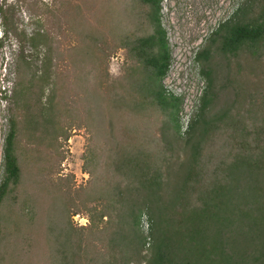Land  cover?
<instances>
[{"label": "trees", "instance_id": "1", "mask_svg": "<svg viewBox=\"0 0 264 264\" xmlns=\"http://www.w3.org/2000/svg\"><path fill=\"white\" fill-rule=\"evenodd\" d=\"M76 1L63 16L76 41L56 52L72 73L54 69L45 3L30 33L9 18L7 2L0 6V49H14L15 74L13 89L0 91L14 107L3 144L0 264L10 245L15 255L27 249L28 227L37 241L54 230L57 264H264V0H243L198 53L207 90L183 140L182 99L163 85L172 56L162 0H118L134 13L118 27L98 9L112 0ZM119 48L128 64L113 78L109 59ZM215 58L225 62L219 70ZM35 108L57 112V130L28 127ZM78 129L89 133V178L79 187L63 174L60 142ZM42 208L54 224L44 225ZM143 214L152 222L148 248ZM77 215L88 224L75 226Z\"/></svg>", "mask_w": 264, "mask_h": 264}, {"label": "rangeland", "instance_id": "2", "mask_svg": "<svg viewBox=\"0 0 264 264\" xmlns=\"http://www.w3.org/2000/svg\"><path fill=\"white\" fill-rule=\"evenodd\" d=\"M73 1L74 0H0V6L7 2V5L10 7L9 18L13 22L18 23L21 29L24 28L28 33H30L37 28V24L35 23L39 14L41 15V3H45L47 5L48 11L50 12L48 28L49 26L52 27L51 33L52 38L54 39L52 47L55 52L54 69L61 72L63 71L65 73H72L70 67H67L66 62L58 61L56 52H60L66 45L74 44L76 41L74 33H71L68 30V26L63 20L65 8L69 3ZM242 2L243 0H162L161 8L162 10H165V8L169 10L166 17L163 16V20H167V23H171V21L174 22L177 25L175 31L180 33L181 35H185V32L189 29V36H191L190 42L193 43L198 41L197 31L198 29L199 31L202 30V28L200 29L202 23L210 25V28L213 27L212 25L214 23H216V27H213L215 32L219 29L220 25L225 23L233 15V13ZM75 3L78 2L75 0ZM97 4L99 5L98 9L100 10L102 15L103 13H105V11L108 10L111 22H113L117 27L124 21V18L126 20V17H131V15L134 14L132 11L133 8L124 5L118 0H112L108 4L99 2ZM76 5L79 4H75L74 11L70 13V16L68 17L69 21H72L77 17L78 8L76 7ZM83 6V13L86 15V17H88L89 9L86 5ZM3 36L4 30L1 25L0 18V38ZM211 37L212 34L207 38V40H204V44L201 46L200 51H202L208 45ZM60 43L62 44L59 46ZM13 50L8 45H5L3 49H0V91H10L13 89V83L15 81V74L12 67ZM40 60H42V58H40ZM224 63L225 62L222 59L215 58L212 63V68L219 70V67ZM127 64L128 59L126 50L122 48L117 49L109 59L108 67L111 76L113 78L121 77L123 72L122 70L125 66H127ZM196 64H198L200 66V69H202V65H200L197 60ZM38 66H40V62H38ZM88 69L90 68L87 66V70ZM222 72L223 71H221V73ZM223 84L224 81L222 82L219 80V85ZM44 87V94L49 96L53 91V88L51 86ZM36 88L37 91L35 92L38 97V94L42 93V89L39 87H35V90ZM228 93L229 94L227 95L229 99L232 100L233 98L231 97V95H233V90L230 88ZM11 94V92H8V96H11ZM43 101L44 102L42 105L46 107L48 105L46 102L48 101L47 99H44ZM57 101L59 102L58 99ZM37 105H39L38 102ZM12 107L13 102H6L3 99V95L0 94V182L2 179L3 144L8 131V120L13 112ZM38 108H41L40 105ZM38 111L44 115V120L38 121L35 118ZM58 116L57 112L54 114L48 110L44 111L35 108V111H31L28 115V127L32 128L33 130H38L41 124L43 128H49L51 126L53 129L57 130L58 124H55L53 121L55 119L58 121ZM99 124L102 127L101 122ZM157 127H159V122ZM149 128L150 130L153 129L151 124L149 125ZM100 129L102 130L103 127ZM167 134L168 135H166V137L168 139H174L173 132H169ZM88 137L89 133L86 131V129H78L71 133V138L68 142H65L64 140L60 141L63 144L62 150L64 151L66 156V161H64L63 165L61 166L63 169V174L74 175V182L78 187L85 185L89 178L88 174L83 171V157L88 146ZM183 139L184 138L182 137V140ZM181 144L182 142L180 141V145ZM49 210V208H42V215L44 216L43 218H45L44 225H48L50 223L54 224V213L53 211ZM147 217L150 221V225H152L148 214ZM72 221L74 225L78 227L88 224L87 218L80 215L74 216L72 218ZM145 222H147V219L143 218V225L141 221V229L146 236L147 234L145 233ZM150 235L151 234H149V236ZM55 237L56 234L54 230L50 231L44 228L43 239L41 241H37L35 239L34 228L28 227L23 239L24 242L27 243L25 247L27 249L22 252V255L21 253L20 255H15L16 248H13L12 245H10V251L8 252L7 261L5 264H57L54 256L56 247ZM30 243L32 245H30ZM148 247L150 246L146 244V248ZM135 264H139V261Z\"/></svg>", "mask_w": 264, "mask_h": 264}, {"label": "built area", "instance_id": "3", "mask_svg": "<svg viewBox=\"0 0 264 264\" xmlns=\"http://www.w3.org/2000/svg\"><path fill=\"white\" fill-rule=\"evenodd\" d=\"M169 10H162L161 23L166 31L167 40L171 48V64L169 70L163 80L164 90L167 95L182 99L181 111L179 113L180 135L185 137L190 131L191 124L200 111L202 99L207 90V81L201 73L200 66L196 64L197 55L200 52L204 40L214 34V23L212 28L205 23L201 24V31H197L198 41L190 42L189 29L185 35L176 32V24L171 21L163 20ZM221 26V25H220ZM219 26V27H220ZM147 219L145 222V233L147 234V245H151V225L147 214L142 216ZM144 230V228H143Z\"/></svg>", "mask_w": 264, "mask_h": 264}]
</instances>
